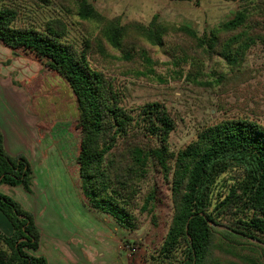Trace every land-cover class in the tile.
Returning a JSON list of instances; mask_svg holds the SVG:
<instances>
[{
  "label": "trees",
  "instance_id": "obj_1",
  "mask_svg": "<svg viewBox=\"0 0 264 264\" xmlns=\"http://www.w3.org/2000/svg\"><path fill=\"white\" fill-rule=\"evenodd\" d=\"M20 1L0 0V46L43 66L42 73L24 85L31 98L41 94L49 75L53 79L66 77L82 88L85 113L79 123L74 172L87 207L131 229L135 219L132 212L139 208V184L149 181L152 172L162 173L170 183L173 213L161 255L172 259L182 250L184 259L178 264H257L243 258L240 252L245 249L238 252V248L240 241L264 244V125L243 118L218 121L204 127L189 145L172 154L168 142L176 121L168 110L160 103L128 108L115 83L92 65L95 55H105L108 44L120 51L125 61L139 57L152 66L145 52L134 53L135 37L162 47L169 29L156 19L149 26L124 25L118 18L105 17L88 0H72L80 20L99 28L96 38L85 39L79 47L68 40L67 23L60 18L49 19L42 26L23 22ZM29 1L38 8L52 3ZM240 1L243 9L204 37L189 27L178 31L207 54L219 52L230 65L238 66L257 41L264 43V21L256 19L253 27L247 9L254 3L264 5V0ZM59 3L66 8L67 0ZM49 63L54 66L48 67ZM75 94L78 96L77 91ZM41 123L48 133L55 126L54 123L48 130ZM232 172H237L238 177L219 199L217 187ZM31 175L32 168L25 157H11L6 152L0 132V186H23L30 191ZM156 184L155 180L141 212L152 211ZM0 212L13 228L10 237L0 230V264H48L45 258L31 253L39 250L41 241L34 216L1 192Z\"/></svg>",
  "mask_w": 264,
  "mask_h": 264
},
{
  "label": "rangeland",
  "instance_id": "obj_2",
  "mask_svg": "<svg viewBox=\"0 0 264 264\" xmlns=\"http://www.w3.org/2000/svg\"><path fill=\"white\" fill-rule=\"evenodd\" d=\"M21 0L23 22L42 26L52 18H60L67 23L68 40L81 46L87 38H96L99 28L94 23L83 22L76 14L75 3L67 0L63 7L59 0H52L49 7H34L33 2ZM105 17L119 19L124 25L138 23L149 26L156 19L169 29L162 47L153 46L144 38H137L133 51L145 52L153 61L148 66L142 58L127 62L121 52L106 45L105 55H95L94 68L103 71L122 94L123 104L135 109L147 103H160L176 121V129L171 134L168 145L172 154H177L189 145L197 134L209 125L225 119H250L264 125V43L257 41L238 66L230 65L218 52L207 54L204 48L188 38L178 29L189 27L199 37L210 34L223 23L231 20L244 7L240 0H190L178 2L172 0H88ZM255 20L264 21V5L250 4L247 7ZM65 10H68L67 13ZM250 24V25H251ZM146 51H145V50ZM109 54V56L107 55ZM25 60H17L21 65ZM43 70V66L28 61ZM28 65V64H27ZM54 66L53 64L48 67ZM38 68V69H39ZM146 68V70L144 69ZM29 72L26 68L25 72ZM38 76V75H37ZM37 76L33 77L36 78ZM45 88L33 101L31 111L35 113L45 127L57 125L54 135L57 146L63 151V178L59 182L64 200L69 207L80 215L81 221L90 222L96 215L97 231L110 232L118 242L119 253L115 255V264H178L184 259L181 250L174 258L160 254L161 247L169 231L173 204L170 183L164 175L150 174L149 181L139 184L136 198L139 208L133 212L132 228L120 227L109 215L93 212L79 196L74 172L78 154L80 131L79 123L84 109L82 88L68 78L53 79L46 76ZM77 91V94L75 92ZM54 130V131H55ZM237 172L227 174L217 187L219 199H223L234 185ZM156 184V200L152 211L141 212L145 196ZM58 187V188H59ZM78 197L80 199H78ZM72 205V206H71ZM93 221V220H92ZM218 229L223 227L217 226ZM252 245L240 241L243 258L257 264H264V244L252 241ZM235 246V245H234ZM120 247V248H119ZM223 258V255H220Z\"/></svg>",
  "mask_w": 264,
  "mask_h": 264
},
{
  "label": "crops",
  "instance_id": "obj_3",
  "mask_svg": "<svg viewBox=\"0 0 264 264\" xmlns=\"http://www.w3.org/2000/svg\"><path fill=\"white\" fill-rule=\"evenodd\" d=\"M19 59L28 62L0 46V132L8 154L29 161L30 191L23 186L1 185L0 192L34 216L41 241L39 250L32 255L45 258L48 264H115L119 249L114 243L119 240L104 229L97 231L96 215H90V222L81 221L59 191L64 167L63 151L55 142L59 137L58 132L54 135L57 125L50 133L41 128V119L31 111L33 101L24 88L43 70L25 61L18 65ZM26 68L29 72H25ZM79 196L82 198L80 193ZM0 230L9 237L13 234L1 212Z\"/></svg>",
  "mask_w": 264,
  "mask_h": 264
},
{
  "label": "water",
  "instance_id": "obj_4",
  "mask_svg": "<svg viewBox=\"0 0 264 264\" xmlns=\"http://www.w3.org/2000/svg\"><path fill=\"white\" fill-rule=\"evenodd\" d=\"M209 224H210L211 226H214L213 222H210Z\"/></svg>",
  "mask_w": 264,
  "mask_h": 264
}]
</instances>
